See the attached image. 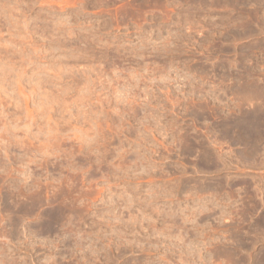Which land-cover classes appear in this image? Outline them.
<instances>
[{
    "label": "rangeland",
    "instance_id": "1",
    "mask_svg": "<svg viewBox=\"0 0 264 264\" xmlns=\"http://www.w3.org/2000/svg\"><path fill=\"white\" fill-rule=\"evenodd\" d=\"M212 1L0 0V264H264V0Z\"/></svg>",
    "mask_w": 264,
    "mask_h": 264
},
{
    "label": "bare ground",
    "instance_id": "2",
    "mask_svg": "<svg viewBox=\"0 0 264 264\" xmlns=\"http://www.w3.org/2000/svg\"><path fill=\"white\" fill-rule=\"evenodd\" d=\"M179 1H180V0H179ZM213 1H215V0H213ZM213 1H212V2H213ZM191 2H192V1H191ZM198 2H200V1H198ZM198 2H197V3H198ZM235 2H236V1H234V3H235ZM227 3H228V2H227ZM230 4H232V3H230ZM194 5H195V4H194ZM194 13H195V12H194ZM180 16H181V15H180ZM190 19H191V18H190ZM190 19H189V20H190ZM192 21H193V20H192ZM180 23H181V22H180ZM184 23H186V22H184ZM177 24H178V23H177ZM244 25H245V24H244ZM251 89H252V88H251ZM249 92H250V91H249ZM250 110H251V109H250ZM251 114H252V113H251ZM251 114H249V115H251ZM253 115H254V114H253ZM255 115H256V113H255ZM263 115H264V114H263ZM227 117H228V116H227ZM230 117H232V116H230ZM242 117H243V115H242ZM242 117H241V118H242ZM258 117H259V116H258ZM263 117H264V116H263ZM246 118H247V117H246ZM254 118H255V117H254ZM261 118H262V117H261ZM248 119H249V118H248ZM248 119H247V120H248ZM225 120H226V119H225ZM244 120H245V119H244ZM244 120H243V121H244ZM251 120H252V119H251ZM237 121H238V120H237ZM245 121H246V120H245ZM252 121H253V120H252ZM254 121H255V120H254ZM259 121H260V120H259ZM230 123H232V122H230ZM230 123H229V124H230ZM235 123H236V122H235ZM235 123H234V124H235ZM238 123H240V121H239ZM246 123H248V122H246ZM242 124H243V122H242ZM242 124H241V125H242ZM253 124H255V123H253ZM257 124H258V122H257ZM230 125H231V124H230ZM239 125H240V124H239ZM244 125H245V124H244ZM244 125H243V126H244ZM249 125H250V124H249ZM249 125H248V126H249ZM251 125H252V124H251ZM246 126H247V125H246ZM252 126H253V125H252ZM252 126H251V127H252ZM258 126H259V125H258ZM263 126H264V124H263ZM256 127H257V126H256ZM225 128H226V127H225ZM228 128H229V126H228ZM257 128H258V127H257ZM231 129H232V128H231ZM250 129H251V128H250ZM253 129H254V128H253ZM258 129H259V128H258ZM226 130H227V129H226ZM248 130H249V129H248ZM256 130H257V129H255V131H256ZM258 131H259V130H258ZM260 131H261V129H260ZM249 132H250V131H249ZM249 132H248V133H249ZM231 133H232V132H231ZM248 133H247V134H248ZM258 133H259V132H258ZM230 135H232V134H230ZM248 135H249V134H248ZM250 135H251V134H250ZM239 136H240V135H239ZM245 136H246V135H245ZM234 137H235V136H234ZM241 137H242V136H241ZM260 137H261V136H260ZM222 138H223V137H222ZM224 138H226V137H224ZM236 138H237V137H236ZM245 138H247V137H245ZM253 138H254V137H253ZM258 138H259V136H258ZM254 139H255V138H254ZM260 139H261V138H260ZM260 139H259V140H260ZM235 140H236V139H235ZM238 140H239V139H238ZM250 140H251V139H250ZM256 140H257V138H256ZM261 140H263V139H261ZM232 142H233V141H232ZM253 142H254V141H253ZM261 142H262V141H261ZM238 143H240V142H238ZM244 143H245V141H244ZM246 143H247V142H246ZM254 143H255V142H254ZM256 143H257V142H256ZM201 144H202V143H201ZM201 144H200V145H201ZM241 145H242V144H241ZM193 146H194V145H193ZM243 146H245V145H243ZM251 146H252V145H251ZM195 147H196V146H195ZM189 148H190V147H189ZM191 148H192V147H191ZM193 151H194V150H193ZM193 151H192V152H193ZM187 152H188V150H187ZM207 155H208V154H207ZM252 157H253V155H252ZM207 160H208V159H207ZM248 160H249V159H248ZM252 160H253V159H252ZM251 162H252V161H251ZM262 164H263V163H262ZM215 188H216V187H215ZM28 208H29V207H28ZM29 210H30V209H29ZM32 210H33V209H32ZM27 215H28V214H27ZM51 217H52V216H51ZM51 217H50V218H51ZM55 219H56V218H55ZM55 221H56V220H55ZM55 221H54V222H55ZM57 224H58V223H57ZM44 226H45V225H44ZM50 226H51V225H50ZM54 228H55V227H54ZM260 263H261V261H260ZM261 264H262V263H261Z\"/></svg>",
    "mask_w": 264,
    "mask_h": 264
}]
</instances>
